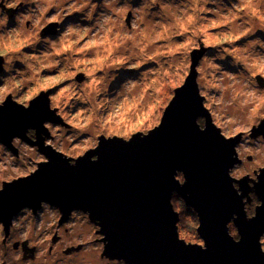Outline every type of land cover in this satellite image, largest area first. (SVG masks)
Wrapping results in <instances>:
<instances>
[{
  "label": "clouds",
  "instance_id": "1",
  "mask_svg": "<svg viewBox=\"0 0 264 264\" xmlns=\"http://www.w3.org/2000/svg\"><path fill=\"white\" fill-rule=\"evenodd\" d=\"M189 81L202 113L193 123L230 145L226 176L254 220L264 201L240 182L255 189L264 175V0H0V109L43 102L60 121L0 139V193L50 163L41 148L75 167L102 140L147 138ZM172 179L187 183L179 169ZM168 204L177 242L207 251L196 209L176 192ZM238 218L224 225L236 244ZM107 247L81 208L41 200L0 218V264H126ZM256 247L264 256V232Z\"/></svg>",
  "mask_w": 264,
  "mask_h": 264
},
{
  "label": "water",
  "instance_id": "2",
  "mask_svg": "<svg viewBox=\"0 0 264 264\" xmlns=\"http://www.w3.org/2000/svg\"><path fill=\"white\" fill-rule=\"evenodd\" d=\"M197 114L202 113L189 81L166 110L161 126L147 138L128 144L102 140L96 152L78 159L75 167L41 148L50 163L29 179L6 186L0 193V218L7 223L20 207L35 208L46 200L65 210L89 211L108 240L106 254L126 264H264L256 247V237L264 232V208L257 209L254 220H245L240 198L226 176L230 145L211 127L199 132L193 123ZM45 120L60 122L43 102L28 111L6 104L0 109V139L7 144L12 136L23 138L29 127L39 134ZM92 155L99 157L95 163L90 162ZM177 169L187 177L183 187L172 179ZM240 184L245 196L255 191L264 201V175L255 189L247 188V178ZM172 192L199 213L207 251L177 242L172 227L176 217L168 204ZM233 213L239 217V244L224 228Z\"/></svg>",
  "mask_w": 264,
  "mask_h": 264
},
{
  "label": "flooded vegetation",
  "instance_id": "3",
  "mask_svg": "<svg viewBox=\"0 0 264 264\" xmlns=\"http://www.w3.org/2000/svg\"><path fill=\"white\" fill-rule=\"evenodd\" d=\"M250 201L254 205L256 203L255 198L250 196Z\"/></svg>",
  "mask_w": 264,
  "mask_h": 264
},
{
  "label": "rangeland",
  "instance_id": "4",
  "mask_svg": "<svg viewBox=\"0 0 264 264\" xmlns=\"http://www.w3.org/2000/svg\"><path fill=\"white\" fill-rule=\"evenodd\" d=\"M56 94H58V91H53V92L51 93L50 98H51L52 96L56 95Z\"/></svg>",
  "mask_w": 264,
  "mask_h": 264
}]
</instances>
